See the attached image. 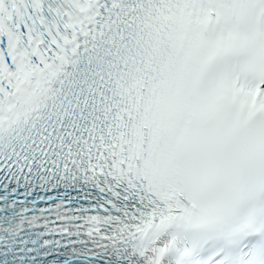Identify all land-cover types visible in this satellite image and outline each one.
Wrapping results in <instances>:
<instances>
[{
  "label": "snow or ice",
  "instance_id": "obj_1",
  "mask_svg": "<svg viewBox=\"0 0 264 264\" xmlns=\"http://www.w3.org/2000/svg\"><path fill=\"white\" fill-rule=\"evenodd\" d=\"M0 264H264V0H0Z\"/></svg>",
  "mask_w": 264,
  "mask_h": 264
}]
</instances>
